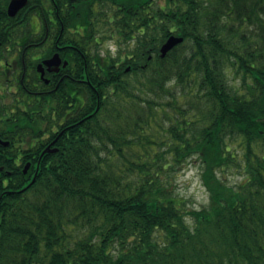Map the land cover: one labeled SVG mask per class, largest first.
Masks as SVG:
<instances>
[{
	"label": "trees",
	"instance_id": "obj_1",
	"mask_svg": "<svg viewBox=\"0 0 264 264\" xmlns=\"http://www.w3.org/2000/svg\"><path fill=\"white\" fill-rule=\"evenodd\" d=\"M70 16L87 87L0 111V264H264V0H77ZM192 157L198 209L173 190Z\"/></svg>",
	"mask_w": 264,
	"mask_h": 264
},
{
	"label": "flooded vegetation",
	"instance_id": "obj_2",
	"mask_svg": "<svg viewBox=\"0 0 264 264\" xmlns=\"http://www.w3.org/2000/svg\"><path fill=\"white\" fill-rule=\"evenodd\" d=\"M9 1L0 0V111L5 104H13L28 112L26 104L32 98L41 105L40 110L55 109L57 97L63 93L71 105L74 88L88 85L87 47L80 51L73 41L83 40L84 25L72 26L70 19L77 0H33L27 23L24 18L29 10L20 11L28 0L14 16L8 15ZM18 15L9 32L8 17ZM8 42L12 45L7 46ZM78 57L81 66L74 62Z\"/></svg>",
	"mask_w": 264,
	"mask_h": 264
},
{
	"label": "rangeland",
	"instance_id": "obj_3",
	"mask_svg": "<svg viewBox=\"0 0 264 264\" xmlns=\"http://www.w3.org/2000/svg\"><path fill=\"white\" fill-rule=\"evenodd\" d=\"M103 52L109 50L116 54L118 45L115 38L107 39L102 43ZM227 179L237 181L241 176L233 171H228ZM174 193L185 201L186 208H201L209 201V195L202 184L200 176V165L198 161L190 158L177 172L174 184Z\"/></svg>",
	"mask_w": 264,
	"mask_h": 264
},
{
	"label": "water",
	"instance_id": "obj_4",
	"mask_svg": "<svg viewBox=\"0 0 264 264\" xmlns=\"http://www.w3.org/2000/svg\"><path fill=\"white\" fill-rule=\"evenodd\" d=\"M27 3V0H10L9 1V4H8V7H7V12H8V15L9 16H14L16 14V12L24 7ZM183 41V37L181 36H175V35H170L166 41L160 46L159 48V52H160V55L162 57H164L166 55V53L171 50L176 44L178 43H181ZM129 67H127L128 69ZM0 143L2 145H8V140H2L0 139ZM57 148L54 147V148H50L49 146H47L43 151H56ZM30 166V162H27L25 164V167L23 169V172H26L27 169L29 168ZM2 166H0V171L2 170ZM34 178H35V175L32 177L31 179V182L34 181Z\"/></svg>",
	"mask_w": 264,
	"mask_h": 264
}]
</instances>
